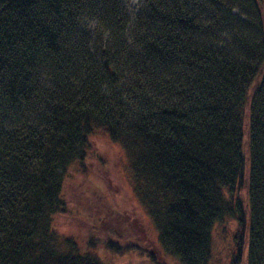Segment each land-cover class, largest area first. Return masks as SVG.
Instances as JSON below:
<instances>
[{"label": "trees", "instance_id": "trees-1", "mask_svg": "<svg viewBox=\"0 0 264 264\" xmlns=\"http://www.w3.org/2000/svg\"><path fill=\"white\" fill-rule=\"evenodd\" d=\"M135 19L118 0H0V264H104L54 227L98 130L167 256L209 264L232 220L231 264H264V0H145Z\"/></svg>", "mask_w": 264, "mask_h": 264}, {"label": "rangeland", "instance_id": "rangeland-1", "mask_svg": "<svg viewBox=\"0 0 264 264\" xmlns=\"http://www.w3.org/2000/svg\"><path fill=\"white\" fill-rule=\"evenodd\" d=\"M118 1L131 23L145 5V0ZM88 29L94 33L99 28L91 24ZM63 199L66 212L55 218L56 231L104 264H180L161 248L155 226L135 194L129 159L104 131L90 138L84 163H75L67 171ZM238 229L232 220L215 225L209 264H231ZM107 242L130 249L111 251Z\"/></svg>", "mask_w": 264, "mask_h": 264}]
</instances>
